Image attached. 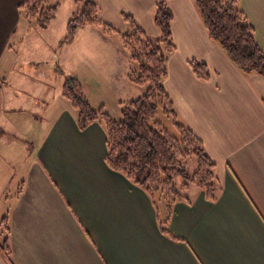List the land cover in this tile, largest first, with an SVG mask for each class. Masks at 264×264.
Segmentation results:
<instances>
[{
    "label": "crops",
    "instance_id": "0c3cea01",
    "mask_svg": "<svg viewBox=\"0 0 264 264\" xmlns=\"http://www.w3.org/2000/svg\"><path fill=\"white\" fill-rule=\"evenodd\" d=\"M22 1L0 0V80L7 79L0 96V130L5 131L0 142L17 128L32 138L34 149L21 185L5 199L11 255L8 259L0 251V264H264V76L240 71L210 39L195 0H166L174 12L176 49L167 56L164 84L178 122L196 133L215 162L221 191L210 201L191 186L186 192L191 202L174 204L169 227L180 240L161 231L166 204L157 210L141 187L107 165L103 125L81 130L70 102L52 107L61 84L52 82L50 65L20 58V50L26 44L39 50L37 35L49 40L56 26L65 34L63 4L47 0L50 6L60 4L59 14L41 29L21 16ZM95 1L101 17L118 30L129 29L125 12L159 39L153 9L160 0ZM239 6L264 50V0H240ZM93 27L91 33L115 55L116 64L107 66L125 76L127 51ZM74 42L59 45L60 53ZM191 59L210 67L209 80L196 76ZM110 78L114 84L118 77ZM21 92L30 99L14 107L11 99Z\"/></svg>",
    "mask_w": 264,
    "mask_h": 264
},
{
    "label": "trees",
    "instance_id": "16d2710c",
    "mask_svg": "<svg viewBox=\"0 0 264 264\" xmlns=\"http://www.w3.org/2000/svg\"><path fill=\"white\" fill-rule=\"evenodd\" d=\"M81 3L67 23V35L60 45L72 42L80 26L90 25L101 29L108 37L118 36L127 51L132 67L128 72L131 83L145 87L144 93L133 100L120 102L121 118L115 119L105 108L94 107L85 96L81 84L70 77L63 95L77 111V124L81 130L99 122L107 134V165L141 187L152 199L156 209L166 204L167 215L160 219L161 231L179 239L170 229L173 207L178 201L191 202L186 192L191 186L204 191L210 201L218 199L221 188L216 183L215 162L208 154L203 141L177 120L173 101L166 90L168 76L167 56L176 46L172 38L174 12L166 0H160L153 9L159 30L160 49L138 21L128 13L122 16L128 31L122 32L101 17V7L95 0H73ZM240 0H195V5L210 39L220 45L236 67L245 74L264 76V50L256 39V31ZM60 4L48 5L47 0H23L19 5L21 16L33 26L48 29L58 17ZM196 76L202 80L211 77L210 67L197 59L189 60ZM7 79L0 80V96ZM170 116L177 127L171 134L160 122V114ZM5 131L0 130V135ZM196 156L197 168L189 172L184 162ZM0 251L10 259V227L8 215L2 218Z\"/></svg>",
    "mask_w": 264,
    "mask_h": 264
},
{
    "label": "rangeland",
    "instance_id": "374dc122",
    "mask_svg": "<svg viewBox=\"0 0 264 264\" xmlns=\"http://www.w3.org/2000/svg\"><path fill=\"white\" fill-rule=\"evenodd\" d=\"M61 2L63 7L60 16L61 21L65 24V34L62 36V27L56 26L49 40L46 36L37 35L40 38L38 44H41L39 50L34 51L33 46L29 44L28 46H26L27 44L23 45L20 50V58L23 55L25 58L31 59L33 64L44 62L46 67L50 65L52 82L59 81L61 84L56 91L59 96H56L53 101L51 99L54 110L61 108L63 104L70 105L68 99L63 95V85L70 77H75L81 84L85 96L94 107L99 108L104 104V108L115 119H120L121 106L119 101H130L140 97L144 93L145 87L131 83L128 79V73L124 76L117 67L112 69L111 66H107L116 64L115 55L110 46H106L98 36L91 33V30L94 29L93 26H80L76 32L75 42L66 48L65 53H60L61 51L58 48L60 41L58 47H56L57 45L53 47L55 37H59L60 34L62 40L66 37L67 23L75 12L81 10L82 5L81 3H75L73 0H61ZM102 35L104 34L102 33ZM113 39L119 40L118 36H114ZM154 40L155 44L162 49L160 42ZM102 49L103 53L96 52ZM127 62L129 72L133 65L129 55ZM110 74L118 77L114 84L111 82ZM119 84L123 85L121 89L126 92L125 95L120 92ZM129 87H132L131 90ZM29 99V93L23 94L21 92L18 98H12L11 100L13 106L17 107ZM158 119L171 134H178L172 117L161 113ZM2 140L0 142V231L2 218L8 214L7 207L9 205L5 203L6 196L13 195L21 185L26 170L31 167L34 149L32 138L22 135L17 128L13 129L11 133L7 132ZM4 142L7 143L3 145ZM184 164L189 172H194L197 168L196 156H190Z\"/></svg>",
    "mask_w": 264,
    "mask_h": 264
},
{
    "label": "water",
    "instance_id": "95a60500",
    "mask_svg": "<svg viewBox=\"0 0 264 264\" xmlns=\"http://www.w3.org/2000/svg\"><path fill=\"white\" fill-rule=\"evenodd\" d=\"M68 81H70V79Z\"/></svg>",
    "mask_w": 264,
    "mask_h": 264
}]
</instances>
